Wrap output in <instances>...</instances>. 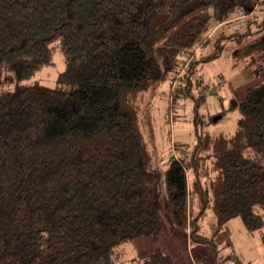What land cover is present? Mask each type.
<instances>
[{"label":"trees","instance_id":"trees-1","mask_svg":"<svg viewBox=\"0 0 264 264\" xmlns=\"http://www.w3.org/2000/svg\"><path fill=\"white\" fill-rule=\"evenodd\" d=\"M258 2L0 0V264H115L118 246L156 237L163 217L217 257L216 234L199 233L207 210L216 233L234 218L248 232L263 228L254 209L264 211V80L242 102L230 100L228 110L239 114L232 136L197 128L198 96L195 145L177 149L158 173L149 169L138 111L217 24ZM248 21L236 34H218L175 98L189 95L188 77L231 41L233 67L264 76V16ZM55 51L64 61L60 87L26 83ZM206 160L215 177L202 188ZM138 257L173 264L160 250ZM227 260L239 264L233 254L213 264Z\"/></svg>","mask_w":264,"mask_h":264},{"label":"rangeland","instance_id":"rangeland-1","mask_svg":"<svg viewBox=\"0 0 264 264\" xmlns=\"http://www.w3.org/2000/svg\"><path fill=\"white\" fill-rule=\"evenodd\" d=\"M245 16V21L241 23L243 25L250 19L260 20L264 16V0H259L254 11L245 13ZM228 22L217 24L208 36L207 42L211 38L210 43L203 42L191 53L179 59V68L171 78L164 83H156L138 104L142 134L152 155L149 169L154 172H160L165 161L170 157H176L177 149L183 148L184 151L195 145L196 131L193 120L195 99H198V96L203 95L204 102L201 103L198 109L199 116L195 119L197 128L201 131L205 129L204 131L210 135L222 133L232 136L239 114L237 111L228 110L230 100L242 102L245 91L264 80V76L256 78L252 68L240 70L233 67L232 52L237 45L231 41L225 44L224 51L218 59L207 64H199L196 71L188 77L189 95L175 98L177 88H181L180 84H184L183 80L187 78L190 65L194 60L211 52L218 34L226 36L238 33L237 26ZM63 70V57L59 51H55L51 64L43 67L26 83H38L49 88L60 87L57 77ZM214 119L217 121L213 122ZM210 166V161L206 160L201 170L202 188H208L215 177ZM254 211L261 214L264 219L262 209L255 207ZM199 223L200 234L209 238L216 234L215 237H218L217 257H213V252L206 249L207 246H211L210 243L205 245L190 243L188 238L176 233L163 217V229L156 237H138L118 246L113 253V261L115 264H141L138 257L140 253L160 250L172 258L173 264H200L201 259H207L208 264H213L215 259H222L230 254L235 256L239 264H264L262 241L264 226L260 230L248 232L241 220L234 218L221 232L216 233L215 218L210 210L206 211ZM229 241L231 247L228 245ZM225 264L234 262L227 260Z\"/></svg>","mask_w":264,"mask_h":264},{"label":"built area","instance_id":"built-area-1","mask_svg":"<svg viewBox=\"0 0 264 264\" xmlns=\"http://www.w3.org/2000/svg\"><path fill=\"white\" fill-rule=\"evenodd\" d=\"M255 7H256V5H255ZM245 18H246V16H245V13L243 12V10H241V9L238 8V9L235 11V13H234V17H233V19L230 20V21L228 22V24H230V25H234V24L243 23V22L245 21ZM174 158H176V157L174 156ZM176 159H177V158H176Z\"/></svg>","mask_w":264,"mask_h":264},{"label":"crops","instance_id":"crops-1","mask_svg":"<svg viewBox=\"0 0 264 264\" xmlns=\"http://www.w3.org/2000/svg\"><path fill=\"white\" fill-rule=\"evenodd\" d=\"M235 25L237 26V29H238V30H241V29H242V25H243V24L239 23V24H235ZM233 26H234V25H233Z\"/></svg>","mask_w":264,"mask_h":264},{"label":"water","instance_id":"water-1","mask_svg":"<svg viewBox=\"0 0 264 264\" xmlns=\"http://www.w3.org/2000/svg\"><path fill=\"white\" fill-rule=\"evenodd\" d=\"M218 119H219V118H218ZM216 121H217V119H214V120H213V122H216Z\"/></svg>","mask_w":264,"mask_h":264}]
</instances>
